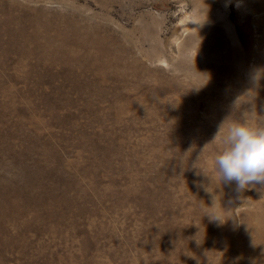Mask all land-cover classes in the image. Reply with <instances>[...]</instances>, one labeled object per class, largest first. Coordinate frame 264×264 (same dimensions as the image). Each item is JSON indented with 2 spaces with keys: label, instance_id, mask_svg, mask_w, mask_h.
<instances>
[{
  "label": "rangeland",
  "instance_id": "374dc122",
  "mask_svg": "<svg viewBox=\"0 0 264 264\" xmlns=\"http://www.w3.org/2000/svg\"><path fill=\"white\" fill-rule=\"evenodd\" d=\"M233 122L264 128V0H0V264H264Z\"/></svg>",
  "mask_w": 264,
  "mask_h": 264
},
{
  "label": "clouds",
  "instance_id": "9594fccd",
  "mask_svg": "<svg viewBox=\"0 0 264 264\" xmlns=\"http://www.w3.org/2000/svg\"><path fill=\"white\" fill-rule=\"evenodd\" d=\"M222 142L225 148L214 159L215 171L219 173L221 182L225 185L234 182L237 192H243L254 184H264V128L233 122ZM207 215L210 221L220 224L226 221L222 222L215 212Z\"/></svg>",
  "mask_w": 264,
  "mask_h": 264
}]
</instances>
